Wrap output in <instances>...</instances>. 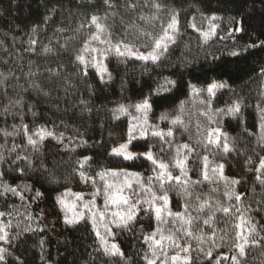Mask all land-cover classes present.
I'll list each match as a JSON object with an SVG mask.
<instances>
[{
    "label": "trees",
    "instance_id": "16d2710c",
    "mask_svg": "<svg viewBox=\"0 0 264 264\" xmlns=\"http://www.w3.org/2000/svg\"><path fill=\"white\" fill-rule=\"evenodd\" d=\"M113 2L116 6L109 9L102 0H0V157L3 158L0 160V173H3L0 181L17 189V194L4 193L0 187V212L4 213L0 216V229H3L0 235L7 233L8 236L7 241L0 240V248H6L11 254L7 257L8 264H15L17 257L23 264H123L104 253L92 225L93 213L104 211L106 203L102 190L104 181L97 174L123 169L138 172L145 178V186L150 183L159 194V183L150 162L143 159L129 161L112 153L114 147L126 141L132 116L136 115V109L131 106L145 98L152 104L147 114L165 132L172 130L173 136L153 137L148 132L147 136H138L133 141L137 146L130 149L152 151L170 167L178 145L189 144L194 149L187 160L189 194L185 196L175 181L164 185L171 211L183 212L185 203L191 204L189 212L196 217L194 231L197 235H205L206 240L215 232L219 242V236L227 232L223 246L214 249V255L216 252L228 256L234 254L229 251L235 235L232 225L239 221L220 211L213 213L208 207L197 212L196 206L205 200L213 208L217 201L224 206L247 208L260 237H264V230H261L264 226V184L257 179L261 175L257 171L258 160L264 157L259 127L261 108H264V73L261 71L264 66L261 46L264 41V0ZM129 3L137 7L129 9ZM153 3H160L161 8L153 7ZM173 14L179 20L176 42L169 44L156 63L117 56L112 51H104L108 44L91 40L96 29L90 24V18L96 15L107 17L101 22L108 25L111 33L110 36L101 34V40H109L112 44L122 41L138 51L152 50L153 39L162 34V27H167ZM49 16L51 19H45ZM210 27L215 31L205 39L202 34L209 32ZM33 28L38 29L35 34ZM61 28L64 31L58 32ZM30 37L37 40L32 45L33 51L28 50ZM69 38L65 51L62 46ZM44 46L53 47V52L42 54ZM86 46L100 50L85 53L90 62L107 53L104 63L112 75L111 80H107V76L101 80L100 73L91 63L85 67L75 61L76 54ZM232 52L239 55L232 56ZM225 65L232 71L222 72L220 69ZM48 69L59 75H52ZM220 81H226L234 91L220 89L210 98L204 90L211 83ZM194 88L199 91L194 92ZM41 89L49 94L43 95ZM18 99H22L25 107L4 111ZM238 100L243 105L242 120L216 117L237 150L225 154L215 145L205 148L198 143L208 123L203 114L209 109L212 112L227 109ZM81 101L88 102L90 112L82 111ZM121 104L128 108L130 115L114 119L110 110ZM32 112L37 115L33 117ZM162 114L166 119H161ZM176 118L184 124L172 125L171 121ZM21 121L28 125L29 131L21 130ZM41 127L55 135L62 134L63 143H57L55 136L46 137L40 151L34 152L27 137ZM4 130L9 135H5ZM85 140L87 144H82ZM164 140L171 141V147L164 144ZM185 151L182 149L181 154ZM25 156L29 161L23 160ZM203 156L209 158L210 168L214 162L223 163L224 176L241 181L231 186L240 194V201L228 199V185L222 179L192 183L203 180ZM88 157L91 159L87 164L77 163ZM247 157L252 158V163L247 162ZM171 170L173 176L180 175L178 169L172 167ZM81 171L95 180V185L91 180L81 179ZM148 177L153 179L148 181ZM121 179L110 178L109 182L119 183ZM97 188L101 189V194L93 196ZM133 188L139 192L135 183ZM37 192L43 195L37 196ZM67 193L83 196L80 203L84 210L79 213L84 214L87 223L74 216L77 212L67 213L60 203V198ZM90 200L94 201L89 205L92 214L84 207ZM210 215L215 217L212 225L203 224ZM74 218L77 223H67ZM157 223L154 213L150 217L145 209L139 214L134 231L117 228L107 216L98 219L97 227L109 246L118 244L132 264H147L143 256H150L151 250L146 235L155 230ZM104 224L109 225L113 235L105 233ZM177 226L171 218L163 225L165 228ZM17 234H20L19 239ZM260 237L254 234L250 241H259ZM190 243L193 256L198 262L207 264L203 255L195 251L198 242L191 240ZM202 246L210 245L206 242ZM165 251L169 255L175 254L167 247ZM247 252V257L243 258L246 264H264V248L250 244ZM222 264H231V261Z\"/></svg>",
    "mask_w": 264,
    "mask_h": 264
},
{
    "label": "snow or ice",
    "instance_id": "6c2138e0",
    "mask_svg": "<svg viewBox=\"0 0 264 264\" xmlns=\"http://www.w3.org/2000/svg\"><path fill=\"white\" fill-rule=\"evenodd\" d=\"M102 4L112 9L116 5L113 0H102ZM129 9H135L137 6L134 3H129ZM153 7L160 9V3H153ZM115 15V13H113ZM45 19H51V17H45ZM102 19L106 20L107 17L101 18L96 15H92L90 18V24L93 25L96 29L95 34L91 36V40L96 41L99 40L101 43L108 44V48L104 51H112L117 56H134L142 61H151L156 63L160 60V57L168 50L169 44H174L176 42L177 35L179 33V20L177 19V15L173 14L170 17V22L167 23V27H162V34L155 37L152 41V51L144 54L134 51L133 46L127 43H123L122 41L117 42L116 44H112L109 40H101V34L108 33L110 36L111 33L108 32V25L102 23ZM141 19H147L145 17H141ZM151 19L155 20L156 17H152ZM212 19H217L213 17ZM123 22V21H121ZM195 27V24L192 25ZM37 28H33L32 32L35 34L37 32ZM241 31H245L242 29H237ZM58 32H63L64 29H57ZM215 31L214 27H210L209 32H204L202 35L205 39ZM71 38L69 40H65L63 44V48L65 51L68 50V45L70 43ZM37 40L33 37H30L28 40L29 51H33L32 45H35ZM59 43V42H57ZM51 44V41L49 42ZM256 45H252L255 47ZM262 50H264V41H261ZM53 52V47L44 46L42 48V54H49ZM93 52H100L99 49L92 48L90 46H86L81 49L79 53L75 56V61L79 64L88 66L91 63L94 67H96L100 72V79L104 80L105 76H107V80L112 79L111 73L108 71V68L105 64L102 63V60L99 58H93L90 62L86 59L85 53L91 54ZM102 55V53H101ZM232 56H238L239 54L236 52L230 53ZM106 58V57H105ZM222 72H230L232 71L226 65L222 66L220 69ZM239 71V69H236ZM48 71L52 75H59V72L53 71L52 69H48ZM262 73H264V66L261 69ZM2 75V74H0ZM169 83H174L169 81ZM2 84V81H0ZM36 87V85H33ZM220 89H228L229 91H234L231 89L230 85L226 81L214 82L211 83L204 91L210 94V98L216 95V91ZM43 95L47 96L49 93L43 92L40 90ZM67 91V87L65 88ZM194 92L199 90L193 89ZM81 104L84 106L82 111H91V108L88 106L87 101H81ZM25 107L22 99H18L14 101L11 105L6 106L4 108L5 112H9L13 107ZM131 107L135 108L139 116H132L131 126L128 127L126 133V142L120 143L118 147H114L112 149V153L116 156H122L124 159L129 161H135L139 159H143L146 162H150V166L152 171L156 174L155 180L159 183V194L157 191L153 189L151 184L149 183L146 187L145 178L138 172H129L126 169L120 171H112V170H104L99 172L97 175L100 180L104 181L102 186L103 194L105 196V208H109L114 205L117 210L112 211L111 215L113 219L111 220V224H114L117 228L121 230L134 231L135 226L138 223V216L142 211L147 210V214L151 217L154 213L155 219L158 222L155 230L147 233L146 242L150 246L151 255L145 254L143 259L147 262V264H157L159 261L160 264H203V261L197 260L196 257L193 256V248L190 243L191 240H196L198 242V247L196 248V253L202 254L204 261H207V264H222L223 261H231V264H246V258L248 255L247 248L250 246H260L264 248V237H260V233L257 230V225L252 223L251 217L248 215V209H241L237 205L224 206L219 201H217L216 206L213 208L211 204L207 200L203 201L196 206L197 212H202L205 207H208L213 211H220L225 216H234L236 220L239 222L232 225L233 231L235 235L232 237V246L229 251L234 254L228 256L224 255L220 252H216L214 255V249L220 248L223 246V242L225 241V237L227 236V232L225 235L219 236V242L217 240L216 233L213 232L211 236L206 237L205 235H197L196 231H194V223L196 221V217L192 216L189 212V208H191V204L185 203L183 212H172L170 209V198L167 190H165L164 185L166 183H170L175 181L183 190L185 196L189 194L188 185L190 180L188 178V168H187V160L189 155L194 151V149L189 144H181L176 147L175 155L172 157V164L170 167L169 163H166L163 159H160L157 155H155L152 151H145L134 153L130 151V148L136 147V144H133V141H136L138 136L144 137L147 136L148 125L147 113L151 109L152 104L149 102V98H145L141 100L139 103L132 105ZM243 105L241 101L234 102L227 109H217L215 112H212L211 109L206 111L203 115L207 117L208 123L203 128L202 140L198 141L202 146L207 148L208 145H215L217 148L222 149V152L225 154H230L233 151H236L234 144L231 142L230 137L227 132L220 126V121L216 119V117L229 116L233 118L243 119ZM112 112V117L114 119H120L121 115H130L128 112V108L121 104L115 109L110 110ZM37 115L36 112H32V116L35 117ZM161 119H166V115L162 114ZM171 124L174 126L183 125L184 122L179 118L173 119ZM215 125V126H213ZM15 125L13 128L15 129ZM199 127V126H198ZM260 140L264 141V108H261L260 115ZM20 128L22 131H29L28 125L24 124L21 121ZM247 131V129H245ZM5 135H9L6 130H4ZM153 137L163 138L164 136L172 137L173 132L169 130L167 133H161L160 131H154L151 133ZM57 140V143H63V136L55 135L52 131L46 130L44 127H41L38 131L33 132L32 135L27 137V143L31 146L34 152H39L41 144L46 139V137H53ZM36 137V138H34ZM164 144H168L171 147V141L164 140ZM82 144H87V141H82ZM186 150L184 154H181V150ZM161 151H163V147H161ZM3 158L0 157V160ZM91 158H86L83 162L77 161V163L87 164L88 160ZM23 160L29 161V157H23ZM203 160V168L201 170V174L203 180H197L192 183H202L203 181H209L213 178L224 180L225 184L228 185V191L226 195L228 199L231 201L235 199L236 201L241 200L240 194H238L232 185L240 184L241 181L235 178L229 179L224 176V168L225 165L223 163L214 162L213 167H209L210 161L207 156L202 157ZM247 162L252 163V158L247 157ZM259 168L257 171L261 174L257 179L260 180L261 184H264V157H260L259 160ZM41 167H43V163L41 162ZM174 167L179 170L180 175L173 176L171 168ZM3 173H0L2 176ZM80 177L85 182L89 180L92 181L93 185H95L96 181L92 180L91 177H88L84 171L80 172ZM110 178H122L119 183H111L109 182ZM153 177H148V181H151ZM54 180V178H53ZM136 184L139 188V192L133 188V184ZM0 187L3 188V192H12L13 194H17V189L12 188L9 185H6L3 181H0ZM24 187H28L25 185ZM101 189L97 188L93 193V196L100 195ZM37 196H42V193L37 192ZM77 199L82 200L83 196L80 194H75ZM135 197V199H133ZM21 199L23 196L21 195ZM199 199V197H197ZM60 203L63 204L64 200L61 197ZM94 201H89L84 205L85 208H89V205L93 204ZM239 213V215H236ZM4 213L0 212V216H3ZM75 217H78L80 220H84L87 223V220L84 217L83 213L74 214ZM106 216L105 212L98 211L93 213L92 215V225L96 228V235L100 238V243L103 245V251L105 254L117 258L119 261H123V264H132L131 260L126 257V254L121 251V248L118 244H111L109 246L108 241L105 239L104 235L100 234L99 228L97 227L98 219L102 220ZM168 218L174 222V224L178 225L177 227H168L165 228L163 225L168 223ZM214 215L208 216L207 219L203 220V224L211 226L214 222ZM69 224L77 223V219H69L67 220ZM105 233L107 235H113L111 228L108 224L103 225ZM261 230H264V226H261ZM0 232H3V229H0ZM255 234L256 237H260L259 241L256 239H251ZM20 234H17V239H19ZM0 240L7 241L8 236L7 233H3L0 235ZM183 241V242H182ZM208 243L210 246L205 248L202 245L204 243ZM169 248L174 250L175 254L169 255L165 248ZM264 254V253H262ZM11 255L6 248H0V264H8L7 257ZM15 264H23V261L16 258Z\"/></svg>",
    "mask_w": 264,
    "mask_h": 264
},
{
    "label": "rangeland",
    "instance_id": "374dc122",
    "mask_svg": "<svg viewBox=\"0 0 264 264\" xmlns=\"http://www.w3.org/2000/svg\"><path fill=\"white\" fill-rule=\"evenodd\" d=\"M204 33V32H203ZM212 33H214V32H212ZM212 33H211V35H212ZM134 51H137V52H139V53H144V54H147V53H149V52H151L152 50H148V51H138V50H134ZM107 55V53L106 54H104V55H102V57H100L99 59H101L102 60V63L103 64H105L104 63V57ZM128 57H131V58H136V57H134V56H128ZM137 59V58H136ZM97 69V68H96ZM98 70V69H97ZM98 72H99V70H98ZM100 73V72H99ZM140 115V113H138L137 111H136V115L135 116H139ZM147 120H148V125L150 126L149 128H148V132H150V133H152V132H154V131H160L161 133H167V132H165L164 130H162L160 127H158V125H157V122L153 119V118H151L148 114H147ZM165 137V136H164ZM126 142V141H125ZM130 151H132V152H134V153H139V152H136V151H133L132 149H130ZM251 172L249 171V174H250ZM63 200H64V203H63V206H64V208H65V210L67 211V213H70V215H73V213H75V212H77V213H79L80 212V210H84V208L82 207L83 206V204H81L80 203V200L79 199H77V197H76V195H73V194H69V193H67L66 194V196H64L63 197ZM81 202H82V200H81ZM85 205V204H84ZM113 206V208H111V207H109V208H105V210L104 211H101V212H105L106 213V216H107V218L109 217L111 220L113 219V217H112V215H111V212L112 211H115V210H117L116 209V207L114 206V205H112ZM85 209H87L88 211H90V213L92 214V210H91V207L89 206V208H85Z\"/></svg>",
    "mask_w": 264,
    "mask_h": 264
}]
</instances>
